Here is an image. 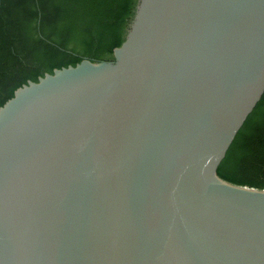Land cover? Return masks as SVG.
Returning a JSON list of instances; mask_svg holds the SVG:
<instances>
[{"label":"water","instance_id":"water-1","mask_svg":"<svg viewBox=\"0 0 264 264\" xmlns=\"http://www.w3.org/2000/svg\"><path fill=\"white\" fill-rule=\"evenodd\" d=\"M263 96L264 0H139L0 108V264H264V189L218 175Z\"/></svg>","mask_w":264,"mask_h":264},{"label":"trees","instance_id":"trees-1","mask_svg":"<svg viewBox=\"0 0 264 264\" xmlns=\"http://www.w3.org/2000/svg\"><path fill=\"white\" fill-rule=\"evenodd\" d=\"M139 0H0V108L29 81L84 59L113 61ZM218 175L264 189V96L237 134Z\"/></svg>","mask_w":264,"mask_h":264}]
</instances>
